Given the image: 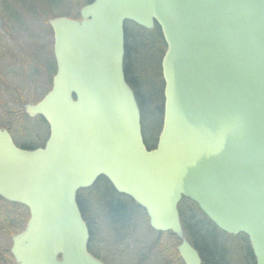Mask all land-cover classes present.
Segmentation results:
<instances>
[{"label": "water", "instance_id": "water-1", "mask_svg": "<svg viewBox=\"0 0 264 264\" xmlns=\"http://www.w3.org/2000/svg\"><path fill=\"white\" fill-rule=\"evenodd\" d=\"M80 18L48 20L56 73L29 117L43 147H18L0 128V197L29 210L11 237L14 264H105L88 251L77 193L105 177L171 231L184 264L183 198L221 231L247 236L264 264V0H93ZM125 22L160 27L163 121L148 149L124 70Z\"/></svg>", "mask_w": 264, "mask_h": 264}, {"label": "trees", "instance_id": "trees-1", "mask_svg": "<svg viewBox=\"0 0 264 264\" xmlns=\"http://www.w3.org/2000/svg\"><path fill=\"white\" fill-rule=\"evenodd\" d=\"M92 1L93 0H1L0 4L2 5V13L5 17L4 19L7 20L6 23L8 28L13 31L18 28L20 33H24V35H26V30H30V37L28 35H26V37L28 36L31 38L30 40H32V42H35L34 40L38 39L37 35H35V28L37 27H35L34 24L26 25L23 22V20H25L28 24V20L25 18L26 16L35 22L39 21L37 17L40 13L48 18L57 15L77 18L79 16L80 7ZM45 17L42 22L48 25L47 20L44 21ZM127 27L128 26L125 27L124 70L127 82L136 95L142 114L141 124L143 135L147 137V125L144 122L145 109L147 106H145L144 97L142 96V91H140L139 84L137 81L133 80V76L138 73L142 75L144 80L148 79L149 71L147 68V60L151 57L154 48H158L159 59L157 68L162 81L161 104L158 110L160 123L163 119L161 59L166 45L160 30L155 29L159 31L160 38H156L154 44L147 40H143V42L135 48L128 42L130 33ZM136 27L142 31L145 30L139 26ZM155 30L148 32H153ZM20 35L21 34L13 33L12 37L18 42L17 38ZM43 69L48 75L47 81L50 86L52 77L56 71L53 57L47 62V65L43 67ZM37 71V69H34L32 74L38 76L39 74ZM20 108L21 109L16 112V122L14 124L11 123L16 129L17 134L22 136L26 142H29V138L33 134H36L35 139H37V141L44 140L48 136V128L44 119L38 116L35 119L37 129L33 132H28V130L24 128V124L32 119L23 112L22 107ZM0 127L9 128V125L2 124L0 120ZM9 130L11 131L10 128ZM155 142H146V144L150 147ZM23 148L33 149V147ZM77 202L83 219L89 229L90 237L88 250L95 257L103 261H110V258L114 256L118 261L124 260L121 264H144L142 262L139 263L142 256L146 255L148 259L152 257L153 262V255L158 254L161 256V261L154 262L153 264H184L177 252V245L179 243L178 238L172 232L162 233L152 230L149 226L145 210L137 205L130 197L118 193L105 177L98 178L89 188L81 189L77 194ZM0 203H5L11 211L5 217L0 211V233L7 234L11 237L24 227L29 216L28 209L20 204L8 202L1 197ZM179 211L185 237L192 246L201 252L205 264H233L230 258V260L227 261L229 254L227 249L219 245L220 242L217 238H219L218 234L222 232L199 211L195 204L187 199H183ZM232 239H234L237 245L240 263L254 264V256L247 238L244 236H235L232 237ZM0 261L3 262L2 264H12L13 258L8 249H1Z\"/></svg>", "mask_w": 264, "mask_h": 264}, {"label": "rangeland", "instance_id": "rangeland-1", "mask_svg": "<svg viewBox=\"0 0 264 264\" xmlns=\"http://www.w3.org/2000/svg\"><path fill=\"white\" fill-rule=\"evenodd\" d=\"M40 14L37 17L39 19L38 22L31 20L28 16H24L28 20V24L23 20L26 25L34 24V26L37 27L35 28V35H37L38 39L32 42V40H30L31 38H29L30 30H26V35L29 36L26 37L24 33H20L18 28L14 31L8 28L6 23L7 20L4 19L2 5L0 4V120L2 124L9 125L11 132L21 143H26L25 139L19 136L14 126H12L16 122V112L21 109L20 107H23V103H33L42 98L50 88L47 81L48 75L43 67H45L47 62L53 57V32L48 25L44 24L45 22H42L45 16ZM47 18L46 16L44 21L48 20ZM127 28L130 33L128 42L135 48L143 42V40H147L154 44V40L160 38V33L157 30L153 32H148L147 30L142 31L133 24H130ZM13 33L21 34L17 38L18 42L12 37ZM158 59L159 49L154 48L151 57L147 60V68L149 71L148 79L144 80L142 75L138 73L133 76V80L137 81L139 84L140 91H142V96L144 97L145 106H147L145 109L144 122L147 125L148 135L144 137V139L149 143L155 142L160 133V127L163 121L162 119L159 123L160 117L158 110L161 104L162 81L157 68ZM34 69L38 70V76L32 74ZM24 125V128H26L28 132H33L37 129L35 119L27 123L25 122ZM35 138L36 134H33L29 139ZM0 209L4 217L11 212L5 203H0ZM218 237L217 239L220 242L219 245L229 252L227 261L231 259L233 264H241L234 239H232L230 235L224 233H219ZM11 246V237L7 234L0 233V251L1 249L9 250ZM160 257L161 256L158 254L153 255L154 261L152 262V257H150L151 263L146 261L145 264L159 262L161 261ZM123 261L124 260L118 261L112 256L111 263L121 264ZM2 263L3 262L0 261V264Z\"/></svg>", "mask_w": 264, "mask_h": 264}, {"label": "flooded vegetation", "instance_id": "flooded-vegetation-1", "mask_svg": "<svg viewBox=\"0 0 264 264\" xmlns=\"http://www.w3.org/2000/svg\"><path fill=\"white\" fill-rule=\"evenodd\" d=\"M157 26V25H156ZM125 34H126V31H125ZM47 128H48V135H49V127H48V125H47ZM7 130H9V128L7 129ZM9 132H10V134H11V136H12V138H13V141H14V143L16 144V145H18V146H21V147H27V148H29V147H35V148H38V147H43L44 146V144H45V142H46V138L48 137H46L44 140H41V141H37V139H30L29 140V142H26V143H21V142H19L17 139H16V136L9 130ZM36 140V141H35ZM198 251V250H197ZM199 252V251H198ZM199 254H200V256H201V259H202V262H203V264H205V260H204V257L202 256V254H201V252H199ZM146 261H148V262H151L150 261V259H148L147 258V256L145 255V256H142L141 257V259L139 260V263L140 262H142V263H144L145 264V262ZM106 264H112L111 262H112V258H110V261H104ZM207 263V262H206ZM208 264V263H207Z\"/></svg>", "mask_w": 264, "mask_h": 264}]
</instances>
